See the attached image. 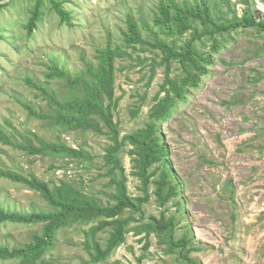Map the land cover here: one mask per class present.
<instances>
[{
	"label": "rangeland",
	"instance_id": "rangeland-1",
	"mask_svg": "<svg viewBox=\"0 0 264 264\" xmlns=\"http://www.w3.org/2000/svg\"><path fill=\"white\" fill-rule=\"evenodd\" d=\"M209 1H217L226 12L229 6L238 15L245 7L241 0H227L228 5L222 0ZM156 2L65 0L73 26L61 24L47 6L30 38L24 29L32 8L28 2L19 1L0 13V31L5 40L0 41V126L16 142L29 138L36 144L29 134L33 132L48 141L82 147L92 155L83 164L75 160L67 163L66 159L28 155L0 143V168L30 173L51 184L65 178L102 203L110 200L108 195L113 191L107 187L109 176L102 159L110 144L108 138L92 131L49 128L45 122L30 117L16 99L37 107L40 99L25 85L24 77L46 84L51 59L69 72L80 70V56L94 61L95 48L104 47L107 38L121 43L127 13L151 25ZM251 5L253 10L259 6L264 14V0H251ZM231 36L212 54L199 86L190 89L185 101L162 122V141L168 147L170 169L179 181L180 207L173 201L158 207L150 186L151 195L143 211L145 216H158L161 211L174 215L176 237L188 233L192 245L199 248L191 256L201 264H264V38L254 28L238 29ZM187 37L189 32L182 40ZM198 46L208 51L210 41ZM132 57L133 60L116 62L115 94L121 99L114 119L119 122L121 135L144 125L152 97L163 81L162 67H158L148 84L149 65L159 60L157 52L141 53L140 57L146 59L143 63L135 60L136 54ZM50 85L56 88L59 81ZM137 106L140 110L132 117L131 110ZM128 149L125 146L118 155L125 168L127 191L137 196L142 193L139 180L131 174ZM0 205L5 210L24 213L50 209L37 192L3 178ZM36 228L39 226H0V244L11 246L27 241ZM100 237L103 243L107 233ZM145 241L144 234L130 232L112 256L91 263L83 249L81 227L73 225L58 231L46 259L55 264H177L175 255L165 252L166 245L158 237H148L147 249Z\"/></svg>",
	"mask_w": 264,
	"mask_h": 264
},
{
	"label": "trees",
	"instance_id": "trees-1",
	"mask_svg": "<svg viewBox=\"0 0 264 264\" xmlns=\"http://www.w3.org/2000/svg\"><path fill=\"white\" fill-rule=\"evenodd\" d=\"M19 1H26L32 7L24 24L27 38L38 29L47 6L57 14L61 24L73 26L71 11L64 7L65 0H0V13ZM241 2L245 7L238 15L229 6L227 12L223 11L217 1L157 0L151 25L127 13L121 43H113L107 38L104 47L95 48L94 61L80 56V70L69 72L51 59L45 74L46 84L32 77L23 78L25 85L36 91V97L40 99L37 107L16 99L30 117L61 132L92 131L108 138L110 144L105 147L102 159L109 176L107 187L113 192L108 195L110 200L102 203L85 193L81 185L68 179L62 178L51 184L30 173L23 175L0 168V178L37 192L50 208L24 213L8 211L0 205V226H39L30 232L27 241L11 246L0 244V261L55 264L47 260L46 255L53 249L58 231L79 225L83 233V249L91 263L108 259L133 232L135 235L144 234V249L148 247V237L153 234L166 245V253L175 255L177 264H201L198 258L191 256L199 248L192 245L188 233L176 237V217L166 215L165 211L158 216H145L143 205L149 201L150 186H153L152 194L158 207H166L172 201L178 208L181 205L179 181L170 169L168 147L162 141V122L185 101L190 89L199 86L201 75L212 61V54L232 38V32L254 28L264 38L263 13L257 14L252 9L251 0ZM222 3L228 5L227 0ZM142 30L146 33L143 34ZM187 32L189 37L182 40ZM205 40L210 41L208 51L198 46ZM0 41H5L1 31ZM146 51L157 52L159 57L149 65L148 84L158 67H162L163 81L152 97L144 125L121 135L119 122L114 119L121 99L115 94L116 62L119 59L133 60L132 56L136 54L135 60L143 63L146 59L140 56ZM174 70L178 72L173 74ZM55 80L59 81L56 88L50 85ZM139 110L140 106L131 110L132 117ZM29 134L36 144L29 138L16 142L0 126V143L28 155L66 159L67 163L75 160L83 164L92 159L82 147H72L63 141H48L33 132ZM125 146H129L131 174L139 180L141 195L132 196L126 188L125 168L118 155ZM103 233H107V237L102 243L100 235Z\"/></svg>",
	"mask_w": 264,
	"mask_h": 264
},
{
	"label": "water",
	"instance_id": "water-1",
	"mask_svg": "<svg viewBox=\"0 0 264 264\" xmlns=\"http://www.w3.org/2000/svg\"><path fill=\"white\" fill-rule=\"evenodd\" d=\"M255 12H256L257 14H259L260 12H262V11L260 10V7H259V6L256 7ZM262 15L264 16V14H262Z\"/></svg>",
	"mask_w": 264,
	"mask_h": 264
}]
</instances>
